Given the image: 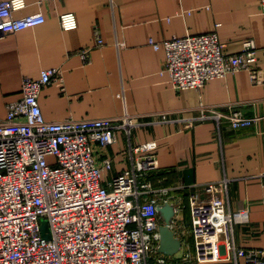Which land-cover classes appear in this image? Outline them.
Here are the masks:
<instances>
[{
    "label": "built area",
    "instance_id": "2783aa9c",
    "mask_svg": "<svg viewBox=\"0 0 264 264\" xmlns=\"http://www.w3.org/2000/svg\"><path fill=\"white\" fill-rule=\"evenodd\" d=\"M26 6L27 0H0V35L45 22L42 12L16 16ZM260 6L264 13V0ZM60 24L64 30L77 28L76 13H61ZM94 35L98 44L105 43L99 27ZM150 42L156 49L163 44L162 71L169 73L177 90L200 88L242 69L254 83L264 82L253 38L237 53L225 52L217 31ZM80 54L88 61L90 48ZM62 75L61 67H51L37 78L24 77L22 96L10 101L6 116L0 117V264H239L242 259L245 264H264V247H239L231 241L234 224L248 221L249 209H230L228 177L185 186L194 253L178 262L162 253L158 205L169 198L154 194L171 187L156 188L149 181L160 168L157 140L132 141L135 129L154 116L181 121L186 128L207 120L242 128L261 117L202 103L199 114L188 117L162 111L48 119L40 93L46 84L59 83ZM120 131L127 136L130 166L114 172V157L100 154L119 142ZM183 206L177 201L175 216Z\"/></svg>",
    "mask_w": 264,
    "mask_h": 264
},
{
    "label": "crops",
    "instance_id": "0c3cea01",
    "mask_svg": "<svg viewBox=\"0 0 264 264\" xmlns=\"http://www.w3.org/2000/svg\"><path fill=\"white\" fill-rule=\"evenodd\" d=\"M66 11L76 13L77 28H62L60 15ZM37 12L45 15V22L0 35V117L6 116L10 101L22 96L24 77L37 78L51 67L62 68V79L46 84L39 99L45 117L52 120L162 111L188 117L199 114L202 103L259 116L242 128L220 126L215 120L186 128L181 121L154 116L135 129L132 141L157 140L160 168L149 181L171 190L154 195L184 203L174 218L173 230L182 239V248L173 259L182 261L194 253L185 186L225 177L231 179L230 209L235 213L249 209L248 221L234 224L231 241L239 247H264V82L254 83L249 71L242 69L212 78L200 88L177 90L169 73L162 71L163 44L156 49L150 42L217 31L225 52L237 53L246 39L253 38L258 46L256 64L264 77L260 0H27L16 16ZM96 27L105 41L102 45L95 38ZM84 48H90L88 61L80 54ZM119 138L100 154L114 157V172L130 166L127 136L120 131ZM222 249L228 252L225 246Z\"/></svg>",
    "mask_w": 264,
    "mask_h": 264
},
{
    "label": "water",
    "instance_id": "95a60500",
    "mask_svg": "<svg viewBox=\"0 0 264 264\" xmlns=\"http://www.w3.org/2000/svg\"><path fill=\"white\" fill-rule=\"evenodd\" d=\"M159 214L163 220L160 225L161 240L159 250L167 255H175L182 248V239L176 236L175 231L170 227L176 213V204L164 201L158 205ZM45 228L47 224L45 223ZM49 237V234H46Z\"/></svg>",
    "mask_w": 264,
    "mask_h": 264
}]
</instances>
